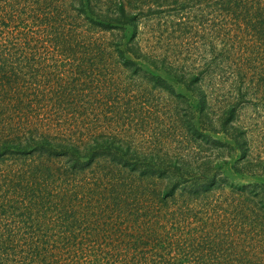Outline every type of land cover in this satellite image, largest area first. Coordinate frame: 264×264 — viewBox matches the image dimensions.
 I'll return each mask as SVG.
<instances>
[{
  "label": "trees",
  "instance_id": "obj_1",
  "mask_svg": "<svg viewBox=\"0 0 264 264\" xmlns=\"http://www.w3.org/2000/svg\"><path fill=\"white\" fill-rule=\"evenodd\" d=\"M0 264H264V0H0Z\"/></svg>",
  "mask_w": 264,
  "mask_h": 264
},
{
  "label": "rangeland",
  "instance_id": "obj_2",
  "mask_svg": "<svg viewBox=\"0 0 264 264\" xmlns=\"http://www.w3.org/2000/svg\"><path fill=\"white\" fill-rule=\"evenodd\" d=\"M174 86V90L178 91V92H186V89L184 88V86L180 83H173ZM188 93H190L189 91H187ZM162 95L166 96L168 95V92L163 91L161 92ZM237 155L235 153L231 154V156L228 158L227 162L224 164V168L226 170H229L230 165L237 159ZM235 180H240L242 181V178L240 179L239 177H236Z\"/></svg>",
  "mask_w": 264,
  "mask_h": 264
}]
</instances>
